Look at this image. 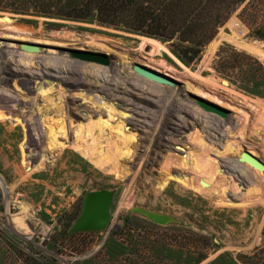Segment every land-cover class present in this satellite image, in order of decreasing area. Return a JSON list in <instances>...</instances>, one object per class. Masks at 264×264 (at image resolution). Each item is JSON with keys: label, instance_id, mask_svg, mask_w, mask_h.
Segmentation results:
<instances>
[{"label": "rangeland", "instance_id": "obj_1", "mask_svg": "<svg viewBox=\"0 0 264 264\" xmlns=\"http://www.w3.org/2000/svg\"><path fill=\"white\" fill-rule=\"evenodd\" d=\"M141 1L205 22L167 3ZM240 10L215 26L216 36L191 68L166 44L151 39L158 44L143 46L141 36L103 26L94 14L77 22L0 10V21L9 23H0V264H218L222 254L234 259L260 245L264 204L246 195L259 178L240 163L233 169L237 155H218L226 144L240 143L264 166V98L243 94L213 68L224 45L264 64L240 47L264 52V41L250 37ZM222 35L231 40L221 39L211 51ZM80 54L104 56L107 64L83 61ZM136 66L172 82L147 81ZM204 105L225 114L208 113ZM123 137L132 140L125 145ZM125 149L129 156L119 157ZM189 155L218 165L209 193L176 181L194 177L192 162L181 168ZM106 157L114 163L101 167ZM166 171L173 179L161 187ZM100 190L114 192L107 228L67 236L84 197ZM136 210L171 221L156 225ZM23 223L28 233L15 227ZM219 264L232 263L226 258Z\"/></svg>", "mask_w": 264, "mask_h": 264}, {"label": "trees", "instance_id": "obj_2", "mask_svg": "<svg viewBox=\"0 0 264 264\" xmlns=\"http://www.w3.org/2000/svg\"><path fill=\"white\" fill-rule=\"evenodd\" d=\"M205 21L195 22L141 0H0V10L33 17L86 22L95 21L127 33L166 44L170 53L191 68L201 60L202 50L237 10L250 28V37L264 41V0H156ZM217 75L250 97L264 98V64L229 45L221 46L213 60ZM229 258L232 264H264V229L261 243L251 253Z\"/></svg>", "mask_w": 264, "mask_h": 264}, {"label": "bare ground", "instance_id": "obj_3", "mask_svg": "<svg viewBox=\"0 0 264 264\" xmlns=\"http://www.w3.org/2000/svg\"><path fill=\"white\" fill-rule=\"evenodd\" d=\"M0 23H3L5 25L9 24L7 19H4V20L0 21ZM140 39H141V41H140L141 42V45H143V46L144 45H147V46L154 45L155 46V45L158 44L157 42L151 40L150 38L140 37ZM221 39L231 40V37L225 36V35L220 36L218 39H216L212 43L211 51H213V49L218 45V43L220 42ZM240 47L243 48L244 50H246L248 53H251V54L257 56L260 60H264V52L261 51L259 48L255 47L253 45H247V44H240ZM27 53H29V52H27ZM142 59L144 60V58H141V57H139V58L134 57V58H132V61L133 62H137L136 64H140V65H144L145 67H149L148 64L142 62ZM155 70H158V69H155ZM137 75L140 76V77H142V78H144V79H146L147 81H150L152 83H156L158 85H162V83H159L158 81L157 82L156 81H153L152 79L147 78V77H144L143 75H140L139 73H137ZM205 99H209L210 100V98H205ZM61 129H63V128L60 127V130ZM243 132H244V129H242V131L240 133H243ZM49 134L50 135H53L54 134L51 129L49 131ZM52 138H54V137H52ZM131 140H132V138H124L123 137V142H124L125 145H127V143H129ZM196 141L200 144V146H202V148H203L204 151H205V149L208 150V147L202 143V138L200 136H197ZM54 144H55V142H54ZM244 152L245 153L247 152L249 155H251L253 157V159L257 163H259L260 165L263 166V164L253 154L252 150L251 149H246L245 146L242 147L240 145V143L237 144V143L231 142V143L226 144V146L223 149V152L222 153H219L218 155H220L221 157H227L228 155H237L238 156V159H237V162H235L236 163V167L232 166L233 169L234 168L238 169L239 167H241L239 165V163H240V164L243 165V167H242L243 169H241L243 172L247 169L246 172L249 170L248 172L252 173L255 177L259 178L258 181H257V184L255 185V187L253 189L254 191L247 190V192H246L247 194L246 195L247 196H255V197H258L259 200L257 202H255V203L264 204V193H263V187H264V169L261 168V167H259V166H257L256 163L251 162L247 158H245L244 156H242ZM117 153L119 154V157H127L130 154V152H129L128 149H125V151H119L118 150ZM214 154L216 155L215 152H214ZM105 161L111 162L112 159L111 158H108V157L103 158L99 162V165L102 167L104 165V162ZM233 161H232V163H233ZM181 162H180L181 163V168H183L185 171H186V169L189 166V165L187 166L186 163L192 162L191 163L192 164L191 165V174H193L194 177L193 178H190L189 180H184V181L176 180L179 184H181L182 186H184L185 188H187L189 190H192V191L196 192L199 195H204V194L209 193L210 191L213 190V188L217 184L218 165L215 164L208 156H205L203 158V157H200V156L194 157V156L189 155V158L187 156H185L184 160L183 161L181 160ZM111 163H114V161H112ZM95 166H97V165H95ZM41 167H42V165H40L38 167V170ZM34 169H37V168H34ZM242 171L237 170V173L241 177L243 176V172ZM165 176H166V179L160 184L161 187H163L164 185H166V182L167 181H170V179H173L172 176H170L167 171H166V175ZM195 180H197V181L195 182ZM202 182L204 184H206V186H202V184H201ZM224 193H225V190H224V192L222 190V194H224ZM246 204H251V202H246V203H243L242 205H246ZM23 210L25 212V208L24 207H23ZM15 227L18 230L23 231L25 233H28V231H29L27 229L25 223H23V224H15ZM45 232H46V229L45 228H41L40 231H39V234H44Z\"/></svg>", "mask_w": 264, "mask_h": 264}, {"label": "water", "instance_id": "obj_4", "mask_svg": "<svg viewBox=\"0 0 264 264\" xmlns=\"http://www.w3.org/2000/svg\"><path fill=\"white\" fill-rule=\"evenodd\" d=\"M22 50L24 52H29V53L38 52L37 48L30 46H23ZM78 58L86 62H92L102 65L107 64V59L104 56H98L94 54H80ZM134 70L136 71V73H139L144 77L162 83V85H168L172 82L169 78L155 71H152L148 68L136 66L134 67ZM203 109L208 113H215L218 114L219 116H224L225 114V112L222 111L221 109L211 105H204ZM242 156L247 158L249 161L256 163L257 166L264 169V166L257 163L253 159V157L249 155L247 152L246 153L244 152ZM201 184L202 186H206V184H204L203 182ZM113 198H114V192L110 190L89 192L83 199L80 216L72 224L66 235L70 236L76 233L104 231L111 220L110 211H111ZM136 211L142 214L143 216H145L148 220H150L153 224L156 225L165 226L171 221V219L165 215H159L151 212H146L143 210H136Z\"/></svg>", "mask_w": 264, "mask_h": 264}]
</instances>
